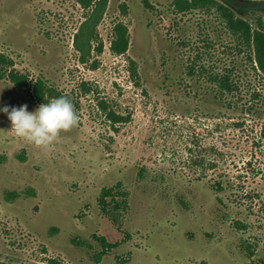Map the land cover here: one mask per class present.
I'll return each mask as SVG.
<instances>
[{"label":"rangeland","instance_id":"374dc122","mask_svg":"<svg viewBox=\"0 0 264 264\" xmlns=\"http://www.w3.org/2000/svg\"><path fill=\"white\" fill-rule=\"evenodd\" d=\"M176 2L109 0L82 61L75 38L89 8L78 0H0V55L8 61L0 64V264L264 258V80L215 10ZM255 12L242 14L255 24ZM120 22L129 46L118 54L111 46ZM12 71L29 84L17 85ZM217 71L234 73V93L218 96ZM40 82L44 98L34 90ZM62 95L80 120L53 145L11 131L4 107L34 112ZM110 111L128 119H109ZM216 180L224 191L212 189ZM118 183L130 204L121 227L99 205L103 188ZM7 190L20 195L8 198ZM95 234L120 242L98 262Z\"/></svg>","mask_w":264,"mask_h":264},{"label":"trees","instance_id":"16d2710c","mask_svg":"<svg viewBox=\"0 0 264 264\" xmlns=\"http://www.w3.org/2000/svg\"><path fill=\"white\" fill-rule=\"evenodd\" d=\"M85 8L90 9V13L83 21L79 32L76 34L75 45L81 52L82 61H86L93 51V42L97 38V27L100 23L105 11L107 10L109 0H78ZM179 9H194V8H207L215 10L226 25L228 31L233 34L239 41V50L249 49L248 58L251 67L261 76L264 80V0H236L240 2H247L236 6L235 4H227L223 0H176ZM148 6L150 3L145 2ZM256 11L254 14L255 24L242 14L246 11ZM116 37L112 42V50L118 54L124 53L129 46L128 30L123 23H119L115 28ZM98 52L103 50V45L95 48ZM8 63L7 59L0 55V64ZM11 77L19 86H26L29 84L27 77L19 76L13 71ZM211 79L216 83L217 94L222 96L224 94L234 93L238 89V81L235 79L234 73L230 72H214ZM36 94L44 98L45 91L42 82L34 85ZM102 103V102H101ZM104 103V102H103ZM107 103L102 105L107 109ZM109 119L114 121H126L128 118L118 114L116 111L108 113ZM1 161V160H0ZM141 178L146 177L143 170L139 172ZM212 189L220 193L226 189L222 180H216L211 184ZM19 196L20 194L15 191H6L8 198L12 196ZM220 199V198H218ZM99 205L102 214H104L114 226L121 227L123 224V217L129 211V191L122 187L121 183L114 186L104 187L99 196ZM55 229V228H54ZM53 229V230H54ZM57 229V228H56ZM53 232V231H52ZM102 250L94 255L95 261H100L104 255L110 253L115 247L120 245V242H112L106 236L94 235ZM74 243L81 246H87L88 241L72 239ZM241 248L250 261H255V249L248 242H241ZM259 264H264V258L257 260Z\"/></svg>","mask_w":264,"mask_h":264},{"label":"clouds","instance_id":"9594fccd","mask_svg":"<svg viewBox=\"0 0 264 264\" xmlns=\"http://www.w3.org/2000/svg\"><path fill=\"white\" fill-rule=\"evenodd\" d=\"M3 111L12 122L11 131L40 148L53 145L62 132L70 131L80 120L74 103L66 95L41 104L34 112L28 111L27 104L11 110L6 106Z\"/></svg>","mask_w":264,"mask_h":264}]
</instances>
